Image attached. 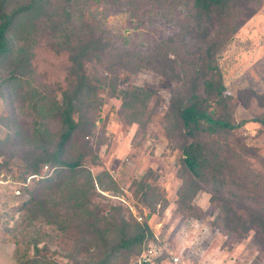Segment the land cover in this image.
Returning a JSON list of instances; mask_svg holds the SVG:
<instances>
[{"label":"rangeland","instance_id":"374dc122","mask_svg":"<svg viewBox=\"0 0 264 264\" xmlns=\"http://www.w3.org/2000/svg\"><path fill=\"white\" fill-rule=\"evenodd\" d=\"M49 2L56 5L57 22L66 24V36L59 34L61 39L91 51L85 59V74L94 88L90 96L85 94L86 110L91 106L88 128L75 134L62 155L65 161L80 160L100 178L90 192L89 210L110 224H121L122 219L138 222L141 217L155 240L183 255V264H264L253 234L237 240L213 227L215 216L210 213L207 188L202 187L192 201L204 212L200 219L195 217L197 212L181 210L178 205L185 141L172 107L180 108L192 91L202 92L200 82L194 81L193 60L203 43L189 30L190 0ZM51 33L46 24L26 36L31 61L18 90L0 97V264L34 258L52 264H84L82 256L75 257L83 234L77 241L73 232L65 235L42 216L30 219L26 211L31 193L46 195V181L61 180V168L35 179L27 169L32 149L40 153L36 140L43 139L53 150L61 130L55 108L77 80L71 73V53L58 50L61 44ZM168 53L171 59L180 55L178 77L155 66L159 55ZM218 63L224 84L236 99L233 121L261 116L264 109L253 94L264 97V6L230 40ZM13 68L10 61L2 63L0 79L7 78ZM117 87L143 88L151 94L141 125L129 123L122 100L114 96ZM240 134L264 158V127L247 123ZM84 182L81 177L79 183ZM56 192L51 198H56L63 220L65 205ZM110 229L112 240H117L120 227ZM136 256L123 252L115 264H131Z\"/></svg>","mask_w":264,"mask_h":264},{"label":"trees","instance_id":"16d2710c","mask_svg":"<svg viewBox=\"0 0 264 264\" xmlns=\"http://www.w3.org/2000/svg\"><path fill=\"white\" fill-rule=\"evenodd\" d=\"M263 6L264 0H190L189 30L203 43L200 52L195 54L197 59L193 60L194 81L200 82L202 92L192 91L180 108L174 104L172 107L185 141L181 149L183 184L178 194L180 209L197 212L195 217L200 219L204 212L192 205V201L202 187L207 188L211 193L210 213L215 216L213 227L237 240L247 239L253 234L259 259L264 257V158L240 132L247 123L264 127V113L250 120L233 121L236 99L224 84L218 56ZM56 16V5L49 0H0V65L10 61L14 66L7 78L0 79V97L18 90L19 79L32 58L26 36H33L46 24L50 25L51 35L61 44L58 50L66 49L71 53V73L77 79L55 108L61 130L53 150H49L51 147L43 139L36 140L40 153L36 148L32 149V160L27 169L29 176L35 179L43 172L61 168V180H47L43 187L46 195L43 192L31 193L26 211L30 219L42 216L65 235L73 232L77 241L79 234H83L75 257L82 256L84 264H115L123 252L127 255L134 252L138 256L144 245L154 239V234L146 221L122 219L121 224L117 221L110 224L108 220L99 219L88 205L90 192L100 178L94 177L80 160L62 159L75 134L88 128L86 116L91 106L87 105L86 110L84 103L94 88L85 74V59L91 56L90 48L73 46L66 38L62 40L60 35L66 36V24L58 23ZM177 55L178 59L169 58V53L159 55L155 66L169 69L178 77L180 55ZM163 73L171 77L167 72ZM150 95L143 88L122 90L117 87L114 96L122 100V109L127 111L129 123L141 125ZM253 95L264 109V97ZM81 177L85 180L83 184L79 183ZM56 191L59 197H63L65 205L63 220L58 215L56 198H51L53 193L57 194ZM111 226L120 227V237L115 241L112 240ZM17 264L52 263L47 259L34 258Z\"/></svg>","mask_w":264,"mask_h":264},{"label":"built area","instance_id":"2783aa9c","mask_svg":"<svg viewBox=\"0 0 264 264\" xmlns=\"http://www.w3.org/2000/svg\"><path fill=\"white\" fill-rule=\"evenodd\" d=\"M137 220L142 222L141 217L137 218ZM182 256V254L177 255L168 250L160 241L151 239L144 245L141 253L134 258L131 264H183Z\"/></svg>","mask_w":264,"mask_h":264}]
</instances>
